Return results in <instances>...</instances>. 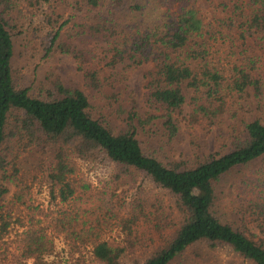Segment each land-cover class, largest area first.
<instances>
[{
  "label": "trees",
  "instance_id": "1",
  "mask_svg": "<svg viewBox=\"0 0 264 264\" xmlns=\"http://www.w3.org/2000/svg\"><path fill=\"white\" fill-rule=\"evenodd\" d=\"M21 1L0 0V242L14 224L22 229L15 253L5 255L0 264H26L29 259L45 264L57 236L75 252L91 245L99 264H173L202 243L231 249L251 264H264V169L241 179L240 201L229 212L221 210L217 190V184L235 171L256 162L264 168V117L242 120L225 139L224 151L191 166L162 163L145 152L140 138L156 120L169 139L177 135L174 114L182 112L188 89L194 91L187 117L191 125H213L228 110L237 112L240 101L251 96L261 103L262 70L246 50L234 51V37L245 42L256 34L264 36V0H215L226 15L217 27L205 23L195 0H75L72 16L48 36L47 53L57 50L85 62L87 51L72 40L89 34L105 44L112 65L154 66L147 101L162 114L145 119L129 111L120 132L91 115L89 98L80 89L57 85L54 96L42 99L16 86L13 37L19 27L10 19ZM24 2L40 8L65 4ZM77 18L82 21L68 29L69 41L61 40L63 28ZM233 57L236 63L231 65ZM96 76L92 72L86 78L94 83ZM24 152L41 159L38 166L48 178L55 213L42 209L28 220L16 214L31 192L22 182ZM81 162L117 169L113 181L131 180L134 195L124 190L120 196L110 185L101 196L89 194L78 177ZM145 181L154 195L145 191ZM10 185L18 190L13 203L6 201ZM112 220L126 231L124 244L114 246L104 239Z\"/></svg>",
  "mask_w": 264,
  "mask_h": 264
},
{
  "label": "rangeland",
  "instance_id": "2",
  "mask_svg": "<svg viewBox=\"0 0 264 264\" xmlns=\"http://www.w3.org/2000/svg\"><path fill=\"white\" fill-rule=\"evenodd\" d=\"M64 1L65 4L60 3L55 8L50 5L40 8L23 0L11 14V19L9 18L11 24L19 27L18 30L14 31L13 37L14 57L12 65L16 86L28 89L31 96L42 99L54 96L57 85H62L68 89H80L89 98L92 106L91 115L98 120L107 122L116 132L124 129L125 118L129 111H135L145 119L150 117L149 115L160 116L162 112L149 105L147 101L150 92L148 86L150 73L154 69L152 63L132 67H129L127 62L112 65L111 55L106 52L105 44L97 42L96 38L90 37L89 34H82L72 40L74 46H77L79 50L87 51L88 56L85 62L81 63L71 54L57 50L47 53L48 36L73 14L70 7L75 0ZM216 4L215 0H195L193 3L205 23L211 24L212 27H217L219 21L226 18L225 13L216 8ZM80 21H82L81 18L72 19L71 24L63 28L61 40L69 41L68 29L73 28ZM87 23L90 24V22ZM85 32H87V28ZM234 43L236 45L235 52L237 48H240V51L246 50L248 55L257 60V69L262 70L264 80V36L256 34L243 42L238 40L236 35ZM222 50L221 48L220 52ZM231 61V65H234L236 58L233 57ZM226 69L230 68L226 67ZM92 72L97 75L94 83L90 78H86L87 74H92ZM256 73H260V70ZM193 93V89L187 90V102L182 112L174 114V119L178 125V132L175 137L169 139L161 130L158 120L141 134L140 138L143 141L145 152L164 164L183 162L190 166L196 165L204 157L224 151L225 139L230 135L234 126L241 124L242 120L249 121L255 117H264L263 92L261 103L253 96L245 98L240 101L237 112L234 109L228 110L226 114L216 119L213 125H191L187 117L190 112L189 102ZM258 104H261V107H258ZM22 157V182L23 185L28 184L30 186L31 192L26 195V204L20 205L16 214L21 215L24 220H28L29 217L37 215L42 209L47 214L55 213L58 207L55 206L54 202H51L48 178L43 172L42 165L38 166L41 159L36 154L27 152H24ZM262 167V163H253L250 168L235 171L217 184V190L222 199L221 205L224 208L221 209L223 212L231 211L240 201L241 179L255 175L259 169H264ZM78 169L80 184L88 186L89 194L101 196L105 185L113 187L120 196H123L124 190H129L130 197L135 193V190L130 188L131 180L127 184L124 179L113 181V175L118 170H114L109 165L99 164L95 166V164L81 162ZM140 180L141 177L137 180V185H139ZM10 187V194L6 197V201L13 203V196L18 190L13 185ZM143 187L147 193L150 191L149 195H154L156 192L149 181H145ZM242 188L245 189V186ZM244 196L245 199L249 198V193ZM117 224L116 220H112V227L104 234V239L114 246L124 244L126 240V231L124 232ZM21 230L18 225L14 224L9 235L0 242V259L2 262L7 259L5 255L8 257L10 253H15L14 243ZM254 231L258 233V230L254 229ZM91 250V245H88L82 247L81 251L75 252L64 237L57 236L54 252L46 256L44 261L45 264H99L93 260ZM11 259L12 257H9L7 262ZM26 264H35V261L29 259ZM173 264L251 263L235 254L231 249L220 246L212 247L202 243L191 247Z\"/></svg>",
  "mask_w": 264,
  "mask_h": 264
}]
</instances>
